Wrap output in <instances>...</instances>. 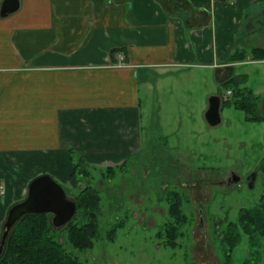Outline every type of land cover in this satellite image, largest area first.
Returning <instances> with one entry per match:
<instances>
[{
    "label": "crops",
    "instance_id": "0c3cea01",
    "mask_svg": "<svg viewBox=\"0 0 264 264\" xmlns=\"http://www.w3.org/2000/svg\"><path fill=\"white\" fill-rule=\"evenodd\" d=\"M227 1L18 0L0 16V239L34 178L66 184L70 150L106 169L135 154L141 77L150 88L153 73L206 66L219 84L244 75L248 87L237 67L264 61L228 63L227 55L244 49L248 34L264 49V23L247 12L258 5L264 14V0Z\"/></svg>",
    "mask_w": 264,
    "mask_h": 264
},
{
    "label": "rangeland",
    "instance_id": "374dc122",
    "mask_svg": "<svg viewBox=\"0 0 264 264\" xmlns=\"http://www.w3.org/2000/svg\"><path fill=\"white\" fill-rule=\"evenodd\" d=\"M258 10L254 5L247 12L257 11L260 28L264 14ZM243 39L245 50L257 46L253 34ZM236 73L249 74L248 88L257 94L264 117V62L237 67ZM215 78L214 69L206 66L171 68L163 78L153 73L150 88L141 77L142 118L135 154L123 167H115L112 177L101 175L105 167L88 165L91 177L79 185L96 188L102 198L93 246L78 251L65 241V230L55 228L53 233L81 264H222L219 233L228 222H236L241 209L259 204L264 194V169L258 168L264 159V122H246L243 112L232 108L221 112L217 126H209L203 117L208 98L218 95ZM150 114L155 117L151 126ZM71 152L74 163L80 156ZM256 168L254 187L249 189L246 180ZM232 174L240 177L238 183L229 184ZM170 192L182 195L188 217L174 249L156 237L168 218ZM66 194L71 199L76 192ZM122 221L124 226L111 241L109 233ZM252 239L259 243L264 264V237ZM248 245V236L242 234L231 264H243L250 257Z\"/></svg>",
    "mask_w": 264,
    "mask_h": 264
},
{
    "label": "trees",
    "instance_id": "16d2710c",
    "mask_svg": "<svg viewBox=\"0 0 264 264\" xmlns=\"http://www.w3.org/2000/svg\"><path fill=\"white\" fill-rule=\"evenodd\" d=\"M119 50H112L111 54ZM250 55L252 61H264V49L253 47L250 50L235 49L227 55L228 63L246 61ZM244 75H235L220 84L217 94H222V88L227 96H223L222 108H234L243 112L244 120L251 123L264 122V117L259 110L258 96L253 94V90L244 83ZM223 95V94H222ZM70 150L69 154L72 153ZM76 156V155H75ZM71 157V156H70ZM73 161V157H71ZM89 164L82 157L72 163V171L68 175L66 185L59 183L63 189L75 195L72 200L76 204V213L69 224L63 226L61 230L67 233V243L78 251L86 250L93 246L94 238L98 235V217L101 212V195L99 191L90 186H79L89 179ZM91 167V166H90ZM258 168L264 169V159ZM115 170L112 167L101 173L103 177H112ZM67 195V194H66ZM168 218L163 222L158 231V238L164 239L165 247L174 249L178 247V239L183 235L182 229L187 224V215L184 213V200L181 194L170 192L167 196ZM21 202V201H20ZM259 204L252 208L241 209L236 222H228L226 228L219 233L221 243V262L231 264L232 255L236 246L241 242L242 234L249 238L250 257L246 258L243 264H261L262 254L259 250V243L252 239L253 235L258 238L264 237V194L259 198ZM52 215L50 214H30L22 217L13 228H11L4 248L0 253V264H81V262L71 254L67 253L64 247L55 241L53 233L55 228L51 224ZM125 221L117 224L111 232L109 238L113 241L117 235L118 228L123 227ZM2 236V234H1ZM1 241V239H0ZM254 249V250H253Z\"/></svg>",
    "mask_w": 264,
    "mask_h": 264
},
{
    "label": "water",
    "instance_id": "95a60500",
    "mask_svg": "<svg viewBox=\"0 0 264 264\" xmlns=\"http://www.w3.org/2000/svg\"><path fill=\"white\" fill-rule=\"evenodd\" d=\"M19 6L18 0H3L0 8V16L5 17L14 13ZM221 100L219 95H213L208 98V108L204 117L209 126H217L221 122L220 109ZM257 171H254L247 177L249 189H253ZM240 177L232 174L230 184L238 183ZM72 199L67 198L63 187L57 183L51 176L43 174L34 178L28 186L27 195L21 202L11 206L5 215V221L2 226V237L0 241V253L4 248V242L10 229L25 215L30 214H50L52 215L51 224L53 228H61L69 224L76 213V204Z\"/></svg>",
    "mask_w": 264,
    "mask_h": 264
},
{
    "label": "built area",
    "instance_id": "2783aa9c",
    "mask_svg": "<svg viewBox=\"0 0 264 264\" xmlns=\"http://www.w3.org/2000/svg\"><path fill=\"white\" fill-rule=\"evenodd\" d=\"M122 59V57H120V60ZM2 190V188L0 187V193H3V191H1Z\"/></svg>",
    "mask_w": 264,
    "mask_h": 264
},
{
    "label": "flooded vegetation",
    "instance_id": "af4514ba",
    "mask_svg": "<svg viewBox=\"0 0 264 264\" xmlns=\"http://www.w3.org/2000/svg\"><path fill=\"white\" fill-rule=\"evenodd\" d=\"M256 169H257V168H256ZM256 169H255V171H256ZM229 181H230V179H229ZM229 184H230V183H229ZM232 184H235V183H232ZM199 222H200L199 225H201L202 222H201V221H199Z\"/></svg>",
    "mask_w": 264,
    "mask_h": 264
}]
</instances>
